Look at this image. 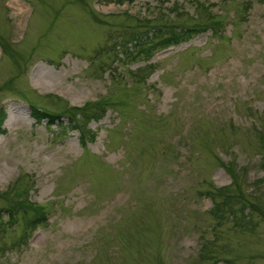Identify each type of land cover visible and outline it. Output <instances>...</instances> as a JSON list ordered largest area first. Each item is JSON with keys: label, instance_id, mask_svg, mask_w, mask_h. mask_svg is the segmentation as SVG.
<instances>
[{"label": "rangeland", "instance_id": "rangeland-1", "mask_svg": "<svg viewBox=\"0 0 264 264\" xmlns=\"http://www.w3.org/2000/svg\"><path fill=\"white\" fill-rule=\"evenodd\" d=\"M1 107L0 264H264V0H0Z\"/></svg>", "mask_w": 264, "mask_h": 264}, {"label": "trees", "instance_id": "trees-1", "mask_svg": "<svg viewBox=\"0 0 264 264\" xmlns=\"http://www.w3.org/2000/svg\"><path fill=\"white\" fill-rule=\"evenodd\" d=\"M103 1L112 2L114 0H103ZM137 19H140V18H137ZM141 23H142L140 24L141 28L145 27L144 31H147V32L140 39L139 45L143 48L140 49L139 53L142 52V53L148 54V56L150 55V53H152V51L158 48L165 49L172 45H178L182 42L188 41L195 34L203 32L204 28H206L205 26H201L202 24H194L190 26L182 25V27L180 25L165 23V22L157 24V23H152L149 19H144L142 20ZM218 24L219 22L216 21L213 24H211V26L208 28L217 30L216 26ZM141 28H137L133 25L129 26V29L124 28L126 33L129 32L127 35H130L129 38L125 37L126 39L125 38L123 39V44H122L125 48H127V50L130 47V44L128 43H132L133 41H135L133 43L135 44L137 43L138 34L136 33V31H140ZM121 32H124V30L122 29ZM116 45L118 46L119 44H115V46ZM75 110L76 112L68 109L65 113H67V115L70 116L69 120H70V123H72L71 128L78 129V131L80 132L79 136H80L81 142L85 144L86 140L84 139V135H85L84 126L78 123V118L76 117V114L80 113L84 118H89L87 116L88 113L92 115L93 118L97 114L95 112H92V110L88 107V104L82 108H75ZM101 111L103 112V109ZM32 114L37 119H40V120L47 119V120H50V122L52 123H55V121H58L59 119L58 115H55L51 112L49 113L48 111H45L43 109H38V108H32ZM6 116H7L6 111L3 109V107H1L0 108V134L5 132L3 123H4V120L6 119ZM97 117L99 119L101 118V115H97ZM226 197L230 198L232 197V195L231 196L229 195ZM29 204L32 205L31 206L32 216H28V217L24 216L26 217L25 224H26V228L35 229L37 226L42 225L43 223L46 222L47 216L41 206L34 205L30 202ZM10 206L14 207L13 205H10ZM227 206H228L227 199L216 201L213 198V205L210 208V212L215 216V214L221 211L223 207H227ZM3 211H5L9 215L8 217L9 223H13L15 219H14L11 207L6 206L3 208ZM230 214L233 215V213L231 212ZM206 257H209V256L206 255ZM226 262L227 264H236L232 259H226Z\"/></svg>", "mask_w": 264, "mask_h": 264}]
</instances>
